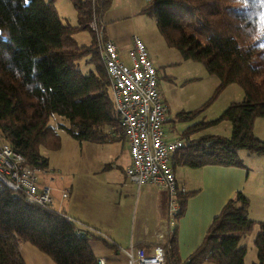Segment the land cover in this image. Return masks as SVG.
<instances>
[{
	"label": "trees",
	"instance_id": "1",
	"mask_svg": "<svg viewBox=\"0 0 264 264\" xmlns=\"http://www.w3.org/2000/svg\"><path fill=\"white\" fill-rule=\"evenodd\" d=\"M55 1L0 0V136L38 168L47 164L42 149L60 145L59 134L48 124L51 115L64 117L68 125L60 126L78 141L111 140L105 129L119 127L96 38L88 26L93 14L102 16L109 0H70L75 24L61 21ZM146 2L142 12L153 14L167 44L183 60L202 62L218 78L209 101L232 83L240 85L244 93L219 117L201 120L184 132L188 135L228 120L229 136L200 135L176 150L170 162L176 157V162L190 167L243 166L239 149L264 154V140L253 132L255 118L264 117V0ZM83 29L91 34L89 44H79L75 38ZM82 60L90 65L87 73L79 69ZM201 110L180 111L176 116L189 120ZM191 194L178 193L181 210ZM248 208L247 196L236 191L182 262L176 256L175 237H171L168 263L243 264L246 247L240 245V239L257 224L254 264H264V222L252 220ZM78 229L63 212L29 203L22 193L0 189V264H25L20 252L25 241L56 264H99L88 234L79 236Z\"/></svg>",
	"mask_w": 264,
	"mask_h": 264
},
{
	"label": "crops",
	"instance_id": "2",
	"mask_svg": "<svg viewBox=\"0 0 264 264\" xmlns=\"http://www.w3.org/2000/svg\"><path fill=\"white\" fill-rule=\"evenodd\" d=\"M143 4L144 0H109L101 21L105 37L112 39L121 50L130 47L133 35L140 37L154 65L159 58L150 52L151 42L144 28L145 19L141 17ZM55 6L57 9L56 3ZM196 118L190 119L193 123L189 125L175 124L167 106L165 141L180 139L184 147L200 135L211 134L208 131L210 126L184 134L186 128L199 122ZM261 122L264 131V121ZM108 130L111 129L106 128L105 132ZM254 134L264 139L261 134ZM98 143L104 146L103 158L92 164L93 171L84 185L74 180L49 185L55 196L54 207L68 215L81 230L87 231L93 254L105 264H132L127 254L131 245L150 252L156 245L155 230L159 225L166 235L172 232L177 259L184 261L202 241L212 218L236 191H241L249 199L248 216L256 222H264V154L241 152L250 161L243 162V166L207 164L190 167L176 162L173 157L171 167L177 186L183 187V194H192L187 197L174 227H171L167 224L168 193L149 183L137 186L127 178L124 169L130 164V154L126 139L120 137ZM64 187L70 189V194L61 199L59 190ZM258 231L256 224L251 231L252 239ZM243 236L240 245L245 246ZM20 252L25 264H56L27 241L21 242ZM201 264L215 263L204 261Z\"/></svg>",
	"mask_w": 264,
	"mask_h": 264
},
{
	"label": "built area",
	"instance_id": "3",
	"mask_svg": "<svg viewBox=\"0 0 264 264\" xmlns=\"http://www.w3.org/2000/svg\"><path fill=\"white\" fill-rule=\"evenodd\" d=\"M88 26L95 35L112 103L119 117L118 129L108 130L107 139H126L130 164L124 172L131 182L137 186L149 183L168 193L167 224L174 227L181 210L178 193H183L184 189L177 186L170 160L172 154L183 146V141L167 142L164 139L167 105L158 90L156 69L140 37L133 35L130 47L121 50L112 39L103 36L101 17L93 14ZM37 171L38 167L28 163L0 136V189L22 193L29 203L62 212L54 207L53 188L38 183ZM69 194L68 187L59 190L61 199L68 198ZM76 234L84 236L87 231L78 229ZM155 235L157 242L150 252L130 246L127 254L132 264H169L167 251L172 232L166 235L159 225ZM98 262L105 264L101 258Z\"/></svg>",
	"mask_w": 264,
	"mask_h": 264
},
{
	"label": "rangeland",
	"instance_id": "4",
	"mask_svg": "<svg viewBox=\"0 0 264 264\" xmlns=\"http://www.w3.org/2000/svg\"><path fill=\"white\" fill-rule=\"evenodd\" d=\"M55 3L61 21L75 24L76 12L70 0H56ZM146 3L144 0L143 8ZM141 17L145 19L144 28H146L151 42L150 52L156 53L159 58L158 61L153 62L158 78V90L167 103L169 114L174 117L175 124L189 125L193 123L190 119H178L176 115L180 111L196 110L202 107V110L196 115V120H213L221 115L231 101L242 99L244 94L242 87L232 83L225 86L209 101L218 84V78L213 74H209L202 62L189 59L183 60L180 52L175 47L167 44L163 35L159 32L151 12L143 11ZM75 38L79 44H89L91 34L88 30L83 29L75 33ZM89 67L90 65L83 60L79 64L82 73H87ZM254 121V133L261 134L260 136L264 138L261 122L264 121V117H257ZM48 124L54 127L59 134L60 145L56 149H42L41 153L47 158V164L38 168V183L54 186L56 184L60 185L64 181L74 180L79 185H84L89 174L93 171L92 164L102 160V147L104 146L97 142L78 141L73 138L60 126V124L68 125V121L60 115H51ZM208 131L212 132L211 134L227 137L231 132V124L228 120H220L211 125ZM241 152L247 154L249 152L245 149L238 150L242 163H249L250 161ZM252 233L244 234L245 238L242 241L247 249L244 264H254L256 262V249L253 244L255 235L252 239Z\"/></svg>",
	"mask_w": 264,
	"mask_h": 264
}]
</instances>
